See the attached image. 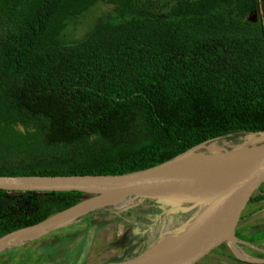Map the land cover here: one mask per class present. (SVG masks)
<instances>
[{"label": "trees", "instance_id": "obj_1", "mask_svg": "<svg viewBox=\"0 0 264 264\" xmlns=\"http://www.w3.org/2000/svg\"><path fill=\"white\" fill-rule=\"evenodd\" d=\"M98 1L0 0V176L126 174L264 132V0H102L146 15L62 44ZM90 197L0 190V239Z\"/></svg>", "mask_w": 264, "mask_h": 264}, {"label": "rangeland", "instance_id": "obj_2", "mask_svg": "<svg viewBox=\"0 0 264 264\" xmlns=\"http://www.w3.org/2000/svg\"><path fill=\"white\" fill-rule=\"evenodd\" d=\"M173 3L153 8L150 15L170 16ZM133 15L144 16L146 13L136 10L122 12L116 5L99 0L82 15L69 18L68 26L58 40L62 44H76L86 39L101 23L121 22ZM249 19L263 21L261 7ZM245 134L219 138L217 143L219 146H239L244 142ZM260 135L264 136V133ZM260 196H264V181L252 192L231 237L194 264L264 263V199L259 200ZM129 199L131 202L124 208L95 210L90 214L93 215L91 221L79 223L76 230L65 229L49 235L47 239L52 244L32 241L17 250H1L0 264H128L147 254L166 236H180L190 228H199V218L206 209L197 204L174 206L164 199L124 196V200ZM164 220L167 223L162 225ZM236 247L245 257L238 255Z\"/></svg>", "mask_w": 264, "mask_h": 264}, {"label": "water", "instance_id": "obj_3", "mask_svg": "<svg viewBox=\"0 0 264 264\" xmlns=\"http://www.w3.org/2000/svg\"><path fill=\"white\" fill-rule=\"evenodd\" d=\"M208 142L202 143L157 167L126 174L0 176V190L36 191L39 193L81 191L92 195L89 199L54 215L38 225L24 228L2 237L0 239V247L7 243L11 235L22 230L41 229L51 219L61 217L86 202L98 200L103 195H120L119 198L122 199H124V196L129 195L147 199H164L174 206L197 204L206 207L202 215L204 220L202 219L198 226L201 228L204 222L203 227L193 238L172 247L162 248L160 251L148 255L137 264L196 263L214 247L231 237L233 228L252 192L264 181V150L253 162L239 167L240 172H243L242 174L219 170L215 167L208 174H196L193 176L195 181L192 182L171 180L158 173L161 168L171 161ZM212 185H224V188L216 190ZM104 208L108 207L90 206L85 210L84 214ZM79 215H75L73 219ZM50 230L52 228L46 229L40 236ZM19 245L21 244H14L10 248Z\"/></svg>", "mask_w": 264, "mask_h": 264}, {"label": "bare ground", "instance_id": "obj_4", "mask_svg": "<svg viewBox=\"0 0 264 264\" xmlns=\"http://www.w3.org/2000/svg\"><path fill=\"white\" fill-rule=\"evenodd\" d=\"M260 136V134H245V140L239 146H231L229 144L219 146L217 143L218 140L210 141L200 147H197L182 157L171 161L166 166L161 168L158 173L171 180L192 182L195 181L193 176L196 174H208L213 170V168L215 169V167L219 170L242 174L243 172H240L239 167L253 162L259 157V155L262 154V151L264 150V136ZM212 187L216 190H220L224 188V185H212ZM119 196H114L112 194L103 195L98 198V200L86 202L61 217L51 219L41 229L35 228L19 231L8 238L7 243L0 247V251L8 249L14 244H23L34 240L38 238L46 229L70 224L73 222L75 215L84 213L90 206H107L117 209L124 208L131 202V199L124 200L119 198ZM199 219L204 220V216L203 218L200 216ZM166 223V220L162 221V225ZM203 223L201 228H190L187 232L180 236H166L161 240V242L155 244L148 251L147 255H141L132 264L139 263L148 255L154 252L156 253L162 248L172 247L180 242L193 238L202 229ZM236 252L241 257H245V254L239 251L237 247Z\"/></svg>", "mask_w": 264, "mask_h": 264}, {"label": "crops", "instance_id": "obj_5", "mask_svg": "<svg viewBox=\"0 0 264 264\" xmlns=\"http://www.w3.org/2000/svg\"><path fill=\"white\" fill-rule=\"evenodd\" d=\"M87 199H89V198H87ZM73 210V209H72ZM95 211V210H94ZM94 211H91L90 213H87V214H81V215H79V216H77V218H75L74 220H73V222L72 223H70V224H66V225H61V226H58V227H55V228H52V230H50L49 232H47V233H45L44 235H42V236H40V237H38V238H36V239H34V240H31V241H29V242H32V241H39V239L40 238H44V237H49V235H51V234H53V233H56V232H60V231H63V230H65V229H78L79 228V226H80V224L79 223H82L83 221H85V220H88L89 219V221H91L90 219H92L91 217L89 218V215L91 214V213H93ZM91 216V215H90ZM80 217V218H79ZM25 244V243H24ZM21 245H23V244H21ZM20 245V246H21Z\"/></svg>", "mask_w": 264, "mask_h": 264}]
</instances>
